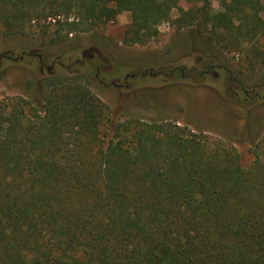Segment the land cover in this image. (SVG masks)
Returning <instances> with one entry per match:
<instances>
[{"label":"trees","instance_id":"trees-1","mask_svg":"<svg viewBox=\"0 0 264 264\" xmlns=\"http://www.w3.org/2000/svg\"><path fill=\"white\" fill-rule=\"evenodd\" d=\"M181 1L0 0V28L53 25L59 41L129 11L124 44L171 20L264 65V0ZM52 80L41 107L0 101V264H264V134L244 166L222 138L169 119L110 122L79 76Z\"/></svg>","mask_w":264,"mask_h":264},{"label":"rangeland","instance_id":"rangeland-1","mask_svg":"<svg viewBox=\"0 0 264 264\" xmlns=\"http://www.w3.org/2000/svg\"><path fill=\"white\" fill-rule=\"evenodd\" d=\"M210 3L215 10L220 9L219 0ZM180 6L187 8L190 3L184 0ZM57 18L65 20L66 16ZM57 18H48L45 24ZM73 19L70 14L68 20ZM130 21V12L123 11L113 21L105 20L91 29H72L59 41L53 39V25L47 31L35 27L26 34L9 35L0 28V101L21 95L41 107L53 78L79 76L107 104L110 122L137 117L173 120L226 140L237 148L243 165L248 166L254 158L252 149L264 134V65H246L247 45L224 46L209 38L208 31L194 26L177 29L171 20L160 23L158 34L145 43L124 44L123 34ZM92 46L103 57L83 58L82 52ZM29 51L32 53L19 58ZM35 52L42 54L46 65L54 60L59 63L50 72L41 70ZM205 60L224 62L239 82L228 80V73L222 70L217 78L199 71L195 78L186 77ZM93 64L101 68L98 76ZM147 68L156 74L143 73ZM178 68H183V77ZM127 73L134 76L127 78ZM112 77L120 83L127 78L128 86H112ZM254 86L261 97L253 91L245 99L243 89Z\"/></svg>","mask_w":264,"mask_h":264},{"label":"flooded vegetation","instance_id":"flooded-vegetation-1","mask_svg":"<svg viewBox=\"0 0 264 264\" xmlns=\"http://www.w3.org/2000/svg\"><path fill=\"white\" fill-rule=\"evenodd\" d=\"M90 51H93V52L90 53ZM31 53H32L31 51L24 52L20 56H22V58H23L25 54H31ZM34 54L40 59V62H41V70L45 69L47 72H50V70L54 68V66L56 65V63H59L58 60H54V61L51 62V64L46 65L45 62H44V60H43V56H42L41 53H36L35 52ZM95 55H98L100 57H103V54L99 50H97L95 46H92V47L88 48V50H84L82 52L83 58L90 57V56H95ZM78 63H83V62L81 61V62H78ZM223 63L222 64H220V63H214V62L210 63L207 60L200 61L198 63V64H200V67L199 68L194 67L193 69H191L188 72V74L186 75V77H191V79L192 78H195L196 76L194 74L199 71L202 74H211L212 76H214L215 78H217L219 76V74H220L219 71L222 70V71L228 73V80H230V81L232 80L233 82H239L237 78H234L233 77V75L230 72L229 68L225 64H223ZM93 66H94L95 71H96V76H98V73L101 70V68L99 66H96L95 64H93ZM214 68H218V71L217 70H213ZM178 72H179V75L181 77H183V68H178ZM143 73H147V74H151V75L156 74V73H154L151 70V68L144 69V72ZM160 73H162V72H160ZM127 74H128V77L127 78L134 76L133 74L132 75L129 74V73H127ZM127 78H124V82L123 83H120L116 77H112L111 84H112V86H116L117 88H121L122 86L127 87L128 86ZM105 85H107V84H105ZM235 86L236 85H233L231 87V90L232 91H234ZM256 89H257V86H254L252 89H249V90L248 89H243L244 95H246V98L245 99H247L249 97L250 93H252L253 91H254V94H255V96L257 98L261 97V96H259V94L257 92H255Z\"/></svg>","mask_w":264,"mask_h":264},{"label":"water","instance_id":"water-1","mask_svg":"<svg viewBox=\"0 0 264 264\" xmlns=\"http://www.w3.org/2000/svg\"><path fill=\"white\" fill-rule=\"evenodd\" d=\"M20 58H22V56H20Z\"/></svg>","mask_w":264,"mask_h":264}]
</instances>
